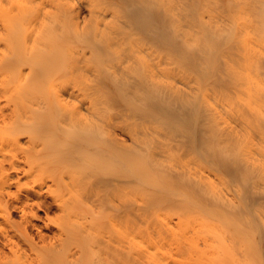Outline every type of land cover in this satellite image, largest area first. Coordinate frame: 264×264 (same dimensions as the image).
<instances>
[{
  "label": "bare ground",
  "instance_id": "1",
  "mask_svg": "<svg viewBox=\"0 0 264 264\" xmlns=\"http://www.w3.org/2000/svg\"><path fill=\"white\" fill-rule=\"evenodd\" d=\"M0 0V264H264V0Z\"/></svg>",
  "mask_w": 264,
  "mask_h": 264
},
{
  "label": "clouds",
  "instance_id": "2",
  "mask_svg": "<svg viewBox=\"0 0 264 264\" xmlns=\"http://www.w3.org/2000/svg\"><path fill=\"white\" fill-rule=\"evenodd\" d=\"M12 5L18 6V7H21V8L27 6L26 0H12Z\"/></svg>",
  "mask_w": 264,
  "mask_h": 264
}]
</instances>
